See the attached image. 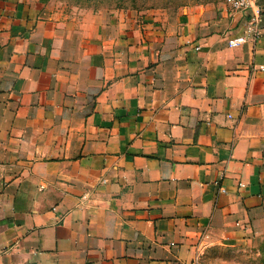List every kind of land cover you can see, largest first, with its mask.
<instances>
[{
  "label": "crops",
  "instance_id": "0c3cea01",
  "mask_svg": "<svg viewBox=\"0 0 264 264\" xmlns=\"http://www.w3.org/2000/svg\"><path fill=\"white\" fill-rule=\"evenodd\" d=\"M181 10L0 0V264H206L264 238V12Z\"/></svg>",
  "mask_w": 264,
  "mask_h": 264
},
{
  "label": "rangeland",
  "instance_id": "374dc122",
  "mask_svg": "<svg viewBox=\"0 0 264 264\" xmlns=\"http://www.w3.org/2000/svg\"><path fill=\"white\" fill-rule=\"evenodd\" d=\"M51 1V0H50ZM226 0H53L65 5L66 12L78 15L79 10L111 12L129 11L138 17H158L162 21L177 23L185 20L182 8L207 2L225 3ZM264 7V0L260 2ZM264 9V8H263ZM181 10V11H180ZM83 16V13H82ZM206 264H264V238L240 245L214 247Z\"/></svg>",
  "mask_w": 264,
  "mask_h": 264
},
{
  "label": "built area",
  "instance_id": "2783aa9c",
  "mask_svg": "<svg viewBox=\"0 0 264 264\" xmlns=\"http://www.w3.org/2000/svg\"><path fill=\"white\" fill-rule=\"evenodd\" d=\"M260 2L261 0H226L225 4L232 13H240L247 16L254 26L264 12V7ZM229 45L236 47L237 43L236 41H230ZM194 264H198L197 260Z\"/></svg>",
  "mask_w": 264,
  "mask_h": 264
}]
</instances>
